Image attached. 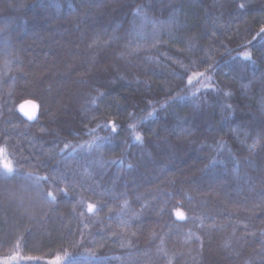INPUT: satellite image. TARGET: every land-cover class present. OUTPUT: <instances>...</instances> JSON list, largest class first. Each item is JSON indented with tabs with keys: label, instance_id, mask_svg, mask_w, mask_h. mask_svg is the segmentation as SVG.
<instances>
[{
	"label": "trees",
	"instance_id": "obj_1",
	"mask_svg": "<svg viewBox=\"0 0 264 264\" xmlns=\"http://www.w3.org/2000/svg\"><path fill=\"white\" fill-rule=\"evenodd\" d=\"M261 27L264 0H0V264H264Z\"/></svg>",
	"mask_w": 264,
	"mask_h": 264
},
{
	"label": "snow or ice",
	"instance_id": "obj_2",
	"mask_svg": "<svg viewBox=\"0 0 264 264\" xmlns=\"http://www.w3.org/2000/svg\"><path fill=\"white\" fill-rule=\"evenodd\" d=\"M239 8L240 9H244L245 8V4L244 3L239 4ZM138 11H139V9H138ZM257 37H259L261 41H264V27L260 28L259 32L256 34V36L253 37V39L255 40ZM117 39H118V37H117ZM248 43L250 44L251 41H248ZM240 55L245 61H250L251 63H255V60L252 59V55H253L252 52H250L248 50H245ZM204 75H205L204 73H193V77L189 78L188 83L191 85L192 82H193V79L199 80V77L204 76ZM205 78L207 80H211V77H205ZM202 87L203 88H211L213 86L211 84L204 83V84H202ZM101 95H103V93H101ZM193 95L195 96L196 93L194 92ZM225 95H229L230 96L231 93H225ZM183 98L184 97L177 96L176 99H183ZM93 103H95V100L93 101ZM226 107H227L228 111H232L230 105L226 106ZM33 108H34L33 111L27 112V111H24L23 106H21L20 111L23 113L24 116H26L28 118V120H35L36 119V109L39 108V105H33ZM261 111L264 112V108H262ZM149 115L151 116L152 113H149ZM101 127L102 128H108L110 133H116V131H117V125H116L115 121L111 122V124L105 123ZM132 127H133V129L135 128L134 125ZM95 132H96V129H92L90 134H94ZM190 134L191 133H189V135ZM112 139H113L112 136L100 137L98 135H94L93 139L90 140L89 142H87L86 145H79V144L78 145H71V144L65 142L64 143V149L70 150L68 156H66L65 159H68L71 156V153L75 152L78 147L79 148L87 147L89 151H92L93 149H95L96 151H101L106 146H108V145H110L112 143ZM133 139L137 143H143V137L140 134H135L134 133ZM261 139H264V136L258 137L254 141V143L252 145H250V148L255 149L257 147V145L260 143ZM216 147L218 149H223L225 147V145H224L223 142H220ZM4 156H5V149L0 148V159H2V161H3V163H2L3 170L6 173L14 172L15 169H14L12 161L10 159L4 158ZM98 163H99L100 167H104L105 166V162L104 161H99ZM108 163H117V161H109ZM121 163H122V161H121ZM210 163L214 165L216 163V161L213 160ZM128 167L131 168L132 166L129 165ZM28 175L31 176L32 173H28ZM67 180H68L67 175H56V174H53L51 176H37L35 181H34V187L37 190V194L42 199H44L46 201L50 200L52 202H55L56 201V195L53 192L43 190L42 186H41V182L44 181V182H49V183H52V184H56L59 191H62L65 194H67V189H59V184L64 182V181H67ZM71 186L73 188H75V184L74 183H72ZM97 210H98L97 209V205L91 204V203L87 204V211L88 212L94 213ZM175 214L180 220H184L185 219V214H184L183 211L177 210ZM80 215H83V213H81ZM92 254H93V256H95L94 252ZM29 259H31V258H29ZM96 259L103 260L104 258L103 257H96ZM60 261H61V257H56L55 264H60Z\"/></svg>",
	"mask_w": 264,
	"mask_h": 264
},
{
	"label": "rangeland",
	"instance_id": "obj_3",
	"mask_svg": "<svg viewBox=\"0 0 264 264\" xmlns=\"http://www.w3.org/2000/svg\"><path fill=\"white\" fill-rule=\"evenodd\" d=\"M217 145H218V144H216L215 146H213V147L216 149V150H215L216 153H218L220 150H222V151H225V150H226L225 147H224L223 149H218V148L216 147ZM166 149H167V152H168V154H169L170 160L173 161V162H175V157H176V155H177V157H178V156H180L181 153H182L181 158L184 157V155H186V152H183L182 149H181V147H180L179 151L176 152V150H175L174 153H173V151H171L168 147H166ZM184 150H185V149H184ZM225 154H227V153H225ZM214 160L216 161V163H215L214 165H216V164H218V163L220 162L218 159H214Z\"/></svg>",
	"mask_w": 264,
	"mask_h": 264
}]
</instances>
